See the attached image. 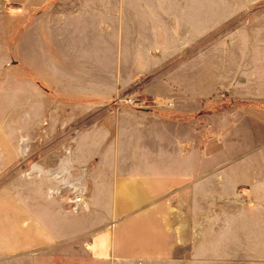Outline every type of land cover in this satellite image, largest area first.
Here are the masks:
<instances>
[{"label": "crops", "instance_id": "0c3cea01", "mask_svg": "<svg viewBox=\"0 0 264 264\" xmlns=\"http://www.w3.org/2000/svg\"><path fill=\"white\" fill-rule=\"evenodd\" d=\"M8 9L16 118L11 131L0 118V169L17 137L56 159L72 138L87 179L77 213L42 182L0 190V264H56L59 250L64 264L77 250L93 264H215L250 233L264 241V119L223 109L203 125L198 114L218 93L264 103V13L230 28L228 5L201 22L200 0H0V74ZM143 78L140 98L171 105L114 111Z\"/></svg>", "mask_w": 264, "mask_h": 264}, {"label": "rangeland", "instance_id": "374dc122", "mask_svg": "<svg viewBox=\"0 0 264 264\" xmlns=\"http://www.w3.org/2000/svg\"><path fill=\"white\" fill-rule=\"evenodd\" d=\"M222 0H200V14H201V22L205 17L207 18L209 9L212 6H224L228 5L229 10L232 12L231 19L227 23V27H237L238 24L248 20V17L254 13H264V0H258L256 2H243L242 0H226L228 2H220ZM247 1V0H246ZM7 17L5 19V25L7 26V36L6 40L9 44L8 53L12 56V59L9 61L8 66L2 68V73L0 74V91L5 92L6 94L0 98V118L3 120V123L6 124L8 130L15 129V68L14 62V47H15V18L14 11L8 9ZM12 12V13H11ZM204 17V18H203ZM225 30L224 26L217 28L212 32H205L201 35L199 44L200 47H203L208 43V41L213 40L214 37H218ZM186 53V52H185ZM189 53V52H187ZM145 78L141 80H137L135 84H133L130 88H132V92L121 93L118 92L111 100L110 105L113 107L114 111H119L123 108H131V109H139L145 110L153 107H161V106H170L171 102L166 100L165 98L154 97V98H140L137 94V91L141 88L143 81ZM136 92V94L134 93ZM119 96V97H118ZM135 99L134 103H125L119 98L130 97ZM122 102V103H121ZM8 109V110H7ZM223 109L231 110L232 117L234 118L237 113L244 111H253L257 113V117L264 119V103L254 102V101H237L233 100L229 96H224L222 93H218L216 97L209 98L206 101H203L199 104V119L201 120V124L205 125L207 122H218V118L210 117L212 113H218ZM111 111V110H108ZM113 112V111H111ZM251 115V114H249ZM248 117V116H247ZM216 118V119H215ZM249 118V117H248ZM257 131V130H256ZM15 132V131H13ZM73 135H75L76 131H71ZM264 134V133H263ZM27 139L26 149L21 152L20 151V141L21 138H18L17 142V156L12 157L11 160L4 163V167L0 169V190H16L19 187L27 186L26 184H30L33 182H42V185L47 188V190H51L54 185L53 178L47 173L49 169L54 168L58 163L59 159H61L62 155L68 152V158L71 160L72 164L79 166H85L82 164L74 163L71 157V143H73V139L71 138L70 144L65 146L56 159L54 146L48 145L43 146L42 142L38 141H29ZM11 153V150H9ZM6 158V154H5ZM40 168L42 171H38L34 169L32 173H30V169ZM86 167V166H85ZM87 170V167H86ZM29 171V174L27 172ZM54 195V194H51ZM63 203L65 204V209L71 211L73 213H77L80 211H73L69 209L66 205V201L63 199ZM259 235L255 237L253 234H249L246 240L241 242H232L230 245L226 246V251H230L228 256L217 255L215 259V264H264V241L257 240ZM89 252L92 251V246L86 245ZM204 245L201 244V249ZM64 250L57 251L56 254V264H64ZM72 264H79V260L84 262V264H93L90 260H88L79 250L75 251L72 254ZM47 257H41L40 264H48ZM68 262H70L68 260Z\"/></svg>", "mask_w": 264, "mask_h": 264}, {"label": "built area", "instance_id": "2783aa9c", "mask_svg": "<svg viewBox=\"0 0 264 264\" xmlns=\"http://www.w3.org/2000/svg\"><path fill=\"white\" fill-rule=\"evenodd\" d=\"M132 97L133 96L123 97L117 100L131 104L135 101V99ZM26 142V138L21 139V152L26 149ZM33 171L35 170L30 169V173ZM47 173L54 180V185L50 190V194L61 196L66 201V205L69 207V209L73 211H77L84 206L86 197L85 181L87 179V170L85 166L76 167V165L72 164L71 160L68 158L67 152L62 155L56 166L51 168V170L49 169ZM27 174H29V171Z\"/></svg>", "mask_w": 264, "mask_h": 264}, {"label": "bare ground", "instance_id": "6f19581e", "mask_svg": "<svg viewBox=\"0 0 264 264\" xmlns=\"http://www.w3.org/2000/svg\"><path fill=\"white\" fill-rule=\"evenodd\" d=\"M34 169H37L38 171H42L40 168H34V167H33V170H34ZM37 170H36V171H37Z\"/></svg>", "mask_w": 264, "mask_h": 264}, {"label": "trees", "instance_id": "16d2710c", "mask_svg": "<svg viewBox=\"0 0 264 264\" xmlns=\"http://www.w3.org/2000/svg\"><path fill=\"white\" fill-rule=\"evenodd\" d=\"M132 88H130L129 90H128V92H132V90H131Z\"/></svg>", "mask_w": 264, "mask_h": 264}]
</instances>
